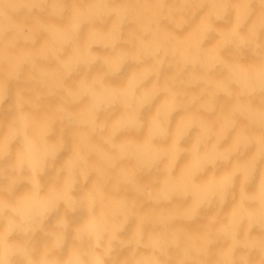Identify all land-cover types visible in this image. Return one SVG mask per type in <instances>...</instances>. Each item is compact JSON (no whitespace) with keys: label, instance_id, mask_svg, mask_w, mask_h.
I'll list each match as a JSON object with an SVG mask.
<instances>
[{"label":"clouds","instance_id":"obj_1","mask_svg":"<svg viewBox=\"0 0 264 264\" xmlns=\"http://www.w3.org/2000/svg\"><path fill=\"white\" fill-rule=\"evenodd\" d=\"M11 82L0 264H264V0H0Z\"/></svg>","mask_w":264,"mask_h":264},{"label":"bare ground","instance_id":"obj_2","mask_svg":"<svg viewBox=\"0 0 264 264\" xmlns=\"http://www.w3.org/2000/svg\"><path fill=\"white\" fill-rule=\"evenodd\" d=\"M228 19L230 20V17H229ZM218 26L223 27V26H226V25H225L223 22H220V23L218 24ZM189 35H190V33H187V32H186V33L184 34V39H187ZM213 39H215L214 36L210 37V39H209L206 43H211ZM213 47H215V45H213ZM94 51H96V52H98V53H100V54H105V53L107 52L106 49H101V48H95ZM228 51H230V50H226V53H227ZM245 59H246V60H251V59H253V57H251L249 54L246 53V54H245ZM130 67H131V65L126 66V68H125V72H126V71L128 70V68H130ZM93 70H95V68H94ZM121 75H123V73H122ZM119 79H120L119 77L112 78V83H119ZM20 86H22V85H20V84L17 83V82H11L10 85H9V87H10V96H9V99L5 101V103H4L3 106H0V121L4 122L5 124L7 123V121L10 119V117H11V115H12V110H11V108H10V105H11L12 102H13L14 92H15L16 88H17V87H20ZM149 111H150V110H146V111H145V115H147ZM176 115H179V113H177ZM49 118H51V117L48 116V115H45V117H44V119H49ZM117 119H119V117H117ZM173 119H175V116L173 117ZM221 121H222V116H218V117H217V124H219ZM57 131H58V129H57ZM65 136H66V139H67V133H65ZM50 139H55V134H54L52 137H50ZM184 143H185V145H187L188 143H190V138L187 139ZM225 143H227V141H225ZM68 144H69V146L66 147V149H65L63 152H61V153L59 154V156L57 157V159L53 162V167H52V168L46 173L45 176L41 177V181H42V183H44L45 185H47V184L50 182V177L54 174V172H55V168L58 167L60 164H62L63 160L69 155V151H70V141L68 142ZM15 147H16V145H13V148H15ZM74 149H75V145H74ZM251 152H252V149H249V150L244 154V157H242V158H246L248 155L251 154ZM5 163H7V161H6ZM189 163H190V161H189ZM262 163H264V162H262ZM236 166H237L236 164L233 165V167H236ZM181 171H182V170H181ZM218 171H219V169H218ZM258 172H259V165H258ZM257 174H258V173H257ZM212 178H213V176L210 174V175L208 176L207 180H206V181H201V183H206V182L210 181ZM141 179H142V180H145V181L148 180V179H150V174H149V175L142 176ZM254 186H255V181H254L251 185H249L248 190H249V191H252V190L254 189ZM26 187H27V185H25V184H21V185L18 186V188H17V193L23 191L24 188H26ZM84 187H87V185H85ZM94 188H95V186L93 187V189H89V192L93 191ZM61 194H63V193H61ZM77 194H78V193H77ZM230 203H231V202H229V204H230ZM146 206H147V205H146ZM228 206H229V205H226L225 208H227ZM211 211H212L211 209L203 211V212H202V216L206 217L207 215H209V214L211 213ZM82 215H83V213L78 212V213H76V214H73V215L71 216V219L73 220L74 223H75V222H78L79 219H80V217H81ZM209 219H211V217H210ZM201 223H203V220H198V221L193 222L191 225H188V227H189L190 229H192V230H197L198 225L201 224ZM49 224H51V220L49 221ZM131 227H132V224H129L128 229H126L125 233H122V235L126 236V235L128 234V232L131 230ZM40 238H41V237L38 236V239H40ZM127 252H128V249H125V250H123V251L121 252L120 255H121V256L126 255Z\"/></svg>","mask_w":264,"mask_h":264}]
</instances>
